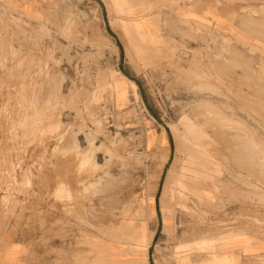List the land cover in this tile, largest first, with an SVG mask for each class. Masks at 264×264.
<instances>
[{"label":"rangeland","instance_id":"obj_1","mask_svg":"<svg viewBox=\"0 0 264 264\" xmlns=\"http://www.w3.org/2000/svg\"><path fill=\"white\" fill-rule=\"evenodd\" d=\"M119 1L0 0V236L38 264H264V0H126L150 70Z\"/></svg>","mask_w":264,"mask_h":264},{"label":"crops","instance_id":"obj_2","mask_svg":"<svg viewBox=\"0 0 264 264\" xmlns=\"http://www.w3.org/2000/svg\"><path fill=\"white\" fill-rule=\"evenodd\" d=\"M129 2L131 4L126 2V0H120L118 2L120 6L118 10L124 9V13L117 14L119 16V23L122 26V29L116 37L118 52L122 53V63H127L128 67L134 69L132 61L135 63L138 61L142 66H146L147 69L150 70L151 67L149 64L153 61L152 55H156V53L159 52L157 41L160 35H158L156 29H153L154 26L150 24L152 18L135 17L134 14L132 15L129 13L132 9V5L133 7L137 5L132 4L131 1ZM129 15H131V17ZM208 18H210L215 25H224L220 22L221 16L219 14L216 18L215 16H208ZM120 92L123 96L127 93L125 92V87L122 88ZM138 95L140 99L142 95L145 96L144 94L141 95L140 91H138ZM154 135L155 145L158 144V146H162L166 144L165 139H163L160 133L157 134V136L156 133ZM173 146L171 141V147L174 148ZM0 264H38L37 253L34 252V249L31 251L27 240L23 238H19V240L14 239L10 234L5 233L3 236H0Z\"/></svg>","mask_w":264,"mask_h":264}]
</instances>
